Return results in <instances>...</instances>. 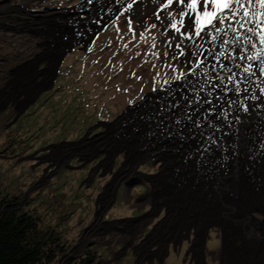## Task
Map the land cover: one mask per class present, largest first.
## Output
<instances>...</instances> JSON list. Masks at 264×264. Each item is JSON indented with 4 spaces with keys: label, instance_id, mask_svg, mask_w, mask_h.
<instances>
[{
    "label": "rangeland",
    "instance_id": "rangeland-1",
    "mask_svg": "<svg viewBox=\"0 0 264 264\" xmlns=\"http://www.w3.org/2000/svg\"><path fill=\"white\" fill-rule=\"evenodd\" d=\"M85 1L0 0L3 196L22 197L20 205L28 202L26 208L40 214L41 225L61 234L66 250L53 264H264V242H227L223 225L211 224L203 242H195L197 230L191 224L176 233V218L168 220V206L159 199L154 209L148 199L153 181L168 182V161L158 153L130 164L132 153L127 149L116 147L110 152L111 146L118 145L113 142H117L120 119L149 97L176 88L181 72L189 69L163 55L171 50L166 49L157 24L140 25L120 10L85 41L78 30L81 25L75 23ZM64 35L70 37L65 44ZM52 78V88L30 104ZM72 141L77 143H63ZM54 143L61 146L42 150L49 151L48 157L37 158L36 154L25 159ZM168 155L176 162V148ZM75 157L79 160L71 161ZM105 158L115 160V170L121 171L106 190L102 206L100 188L111 175L98 167L99 176L106 177L98 176L89 187L83 181L88 167L82 169ZM69 163L73 167L66 166ZM79 163L83 164L75 167ZM125 181L135 183L114 207L117 187ZM139 184L147 185L142 200V189H136ZM119 195H123V186ZM139 206L153 208L152 214L140 221L128 218L142 213L132 210ZM253 215L264 221L261 211ZM243 223L230 226L241 229ZM255 234L262 236L261 229Z\"/></svg>",
    "mask_w": 264,
    "mask_h": 264
},
{
    "label": "bare ground",
    "instance_id": "bare-ground-1",
    "mask_svg": "<svg viewBox=\"0 0 264 264\" xmlns=\"http://www.w3.org/2000/svg\"><path fill=\"white\" fill-rule=\"evenodd\" d=\"M167 3L168 0H86L75 23L81 25L78 30L87 41L120 10L140 25L157 24L164 42L175 37L170 50L178 52L175 43L179 42V34L167 27L176 5L166 9ZM251 10L257 20L264 13L259 4ZM178 20L179 17L173 22ZM233 25L238 33L226 29L223 39L231 42L227 45L220 39L212 41L208 35L185 40L182 47L186 51L190 46L198 49L203 66L188 71L176 82V88L149 97L139 109L122 117L117 125V142H113L118 145L110 149H127L132 153L130 164L157 153L168 161V182L153 181L148 199L156 206L161 199L168 206V220L176 218V233L187 230L189 224L195 226V242L204 241L206 229L213 223L224 226L227 242H264V221L253 215L256 211L264 214V75L260 74L258 60L240 59V55H257L264 46L258 44L246 52L250 45L243 36L250 34L235 21ZM52 28L49 30L56 31ZM64 30L69 32L71 28ZM62 38L63 44L70 40L69 35ZM220 51L225 55L214 59ZM180 61L189 69L184 58ZM249 64L253 68L245 73ZM231 75L235 79L229 82ZM175 148L173 163L168 152ZM231 223L243 226L240 229ZM256 229H261L262 236H256Z\"/></svg>",
    "mask_w": 264,
    "mask_h": 264
},
{
    "label": "snow or ice",
    "instance_id": "snow-or-ice-1",
    "mask_svg": "<svg viewBox=\"0 0 264 264\" xmlns=\"http://www.w3.org/2000/svg\"><path fill=\"white\" fill-rule=\"evenodd\" d=\"M173 4L176 5L175 15H173V19L169 21L167 27L179 34V42L175 43V49L179 51L177 52L174 50L170 53L165 50L163 55L165 57L170 56L171 60L177 62H179L181 58H184V62L189 65V71L200 69L204 64V60L200 59L201 54L198 49L192 50L190 46L186 51L185 48L182 47L185 40L193 41L195 37H204L208 35L212 41L220 39L222 44L227 45L231 43L223 39V37L227 35V30L238 33V29L234 27L233 21L239 24L240 29H245L246 32L250 34L243 36V39L250 45V48L246 49V52L251 51V49H256L258 44L264 46V13H261L260 19L257 20L256 13L251 10L256 4L264 8V0H168L165 8L167 9ZM168 14L172 15L171 12ZM177 17H179V20L173 22L176 21ZM159 18L160 17L157 16V19ZM178 24L179 27L177 26ZM222 26H226V28ZM153 27H155V25H153ZM175 40V37L171 40L166 38V49H172ZM236 40L237 42L240 40V35H237ZM236 51L239 55V49ZM224 55L225 53L220 51L214 59L218 60ZM262 57H264V47H262L255 56L246 54L240 55V59H248L250 61L258 60L260 74L264 75V58ZM192 65H194V67H192ZM220 66L222 68L225 67L224 65ZM252 68L253 65L249 64L248 67L244 69V72L249 73ZM186 75L187 73L181 72V76ZM179 78L180 77H177V79ZM220 79H223V77ZM234 79L235 75L228 77L229 82ZM235 91L239 92L240 88L236 87Z\"/></svg>",
    "mask_w": 264,
    "mask_h": 264
},
{
    "label": "trees",
    "instance_id": "trees-1",
    "mask_svg": "<svg viewBox=\"0 0 264 264\" xmlns=\"http://www.w3.org/2000/svg\"><path fill=\"white\" fill-rule=\"evenodd\" d=\"M0 183V264H53L66 250L54 228L41 225V216L15 206L22 197L3 196Z\"/></svg>",
    "mask_w": 264,
    "mask_h": 264
},
{
    "label": "flooded vegetation",
    "instance_id": "flooded-vegetation-1",
    "mask_svg": "<svg viewBox=\"0 0 264 264\" xmlns=\"http://www.w3.org/2000/svg\"><path fill=\"white\" fill-rule=\"evenodd\" d=\"M89 138H90V136H89ZM91 139V138H90ZM81 140V139H80ZM80 140H78V142L80 141ZM49 155H51L50 153H49V151H41V152H39V153H37V158H46V157H48ZM106 159L107 158H105L104 160H98L97 162H95L93 165H91L90 166V164H89V166L88 165H86L85 167H83V169L82 170H84V169H86V167H88V171H87V174H86V176H85V178H84V180L83 181H86L87 183H88V185L87 186H91V185H93V183H92V181L94 180V179H96L98 176H99V174H102L101 173V171H98L97 169H98V167H103V169L104 170H106L107 169V172H109V173H107V175H111V176H109V179L107 180V182L106 183H108L105 187L104 186H102L101 188H100V190L102 191L103 190V193L100 195V198H99V202H101V204H102V206L103 205H105V203L102 201V199L104 198L103 196L106 194L105 192H106V190L108 189V187L111 185V182L114 180V178L120 173V171H121V169H120V166H119V169L120 170H115V167H116V163H115V160H111V161H106ZM73 160H79L78 159V157H75L74 159H71V161H73ZM83 163H79L78 164V166H75V167H80L81 165H82ZM66 166H69V167H73V165L72 164H67ZM123 167V166H122ZM116 171V172H115ZM126 172H129V168H127L126 170H125ZM125 171H123V172H125ZM131 171V170H130ZM138 171V170H137ZM139 172V171H138ZM142 176H143V178H146L145 177V175L146 174H143V173H140ZM148 175H151V174H148ZM115 176V177H114ZM99 177H106V175H101V176H99ZM151 179H152V177H151ZM150 179V180H151ZM134 180V179H133ZM140 182H141V180H139ZM115 182V181H114ZM116 183V182H115ZM135 182H133V184H134ZM133 184H130L128 181H125V183L124 184H122L121 185V183L118 185V187H117V193H116V197L114 198V207L117 205V204H119V203H121V199H124V198H126L128 195H127V192L129 191V194H130V190H131V186L133 185ZM121 186H123V195L120 197V195H119V189L121 188ZM146 187H147V185L146 184H139V185H137V187H136V189H138V188H141L142 189V192H139V195H143V197H141L140 198V200H142V199H144L146 196H144V193H146ZM115 191V190H114ZM147 195V194H146ZM148 200V199H147ZM150 202H152L153 203V205H154V202L152 201V200H149ZM139 204V203H138ZM141 204V203H140ZM159 206H156V205H154V209H157ZM133 209L132 210H139V211H142V213L139 215V216H137V217H133V216H130V217H128V218H132V219H134V220H142L143 218H145L146 216H148V215H150V214H152V209H148V208H140V206L139 207H132ZM158 211H160V210H158ZM145 235H147V232L145 233Z\"/></svg>",
    "mask_w": 264,
    "mask_h": 264
},
{
    "label": "water",
    "instance_id": "water-1",
    "mask_svg": "<svg viewBox=\"0 0 264 264\" xmlns=\"http://www.w3.org/2000/svg\"><path fill=\"white\" fill-rule=\"evenodd\" d=\"M64 54H65V52H63V54H61L59 60L57 61L56 65H55V72H56V73L59 71V66H60L62 60L64 59ZM54 82H55V79L52 78V80L50 81L49 86H46V87H44V88H42V89H39V90L36 92V94H35L33 100H31V103H30V104H32L33 102H35V101L38 99V97H40V95L42 94V92L51 89L52 86H53V84H54ZM30 104H29V105H30ZM29 105H28L27 107H29ZM25 109H26V108H25ZM19 115H20V114H19ZM63 143H64V144H67V145H71V144H76L77 142L72 141V142H63ZM60 146H61V144H55V143H54V144H50L49 146L44 147V148H41V149L35 151L33 154H30V155L26 156L25 159H31V158L35 157L36 154H37L38 152L42 151V150L59 148ZM21 203H22V202H19V203L16 204L15 206H19ZM2 213H3V212L0 213V217H1Z\"/></svg>",
    "mask_w": 264,
    "mask_h": 264
}]
</instances>
